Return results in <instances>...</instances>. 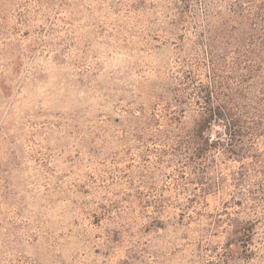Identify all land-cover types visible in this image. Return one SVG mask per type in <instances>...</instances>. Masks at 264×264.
Instances as JSON below:
<instances>
[{"label": "rangeland", "instance_id": "1", "mask_svg": "<svg viewBox=\"0 0 264 264\" xmlns=\"http://www.w3.org/2000/svg\"><path fill=\"white\" fill-rule=\"evenodd\" d=\"M168 1L0 0V264H264L165 153Z\"/></svg>", "mask_w": 264, "mask_h": 264}, {"label": "trees", "instance_id": "2", "mask_svg": "<svg viewBox=\"0 0 264 264\" xmlns=\"http://www.w3.org/2000/svg\"><path fill=\"white\" fill-rule=\"evenodd\" d=\"M163 10L180 16L181 32L179 79L164 109L176 134L165 153L197 181L198 219L214 195L236 217L231 235L249 243L264 229V0H169Z\"/></svg>", "mask_w": 264, "mask_h": 264}]
</instances>
